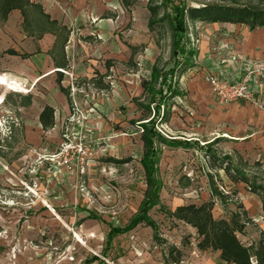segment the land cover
<instances>
[{
	"label": "rangeland",
	"instance_id": "rangeland-1",
	"mask_svg": "<svg viewBox=\"0 0 264 264\" xmlns=\"http://www.w3.org/2000/svg\"><path fill=\"white\" fill-rule=\"evenodd\" d=\"M181 1L264 7V0ZM148 3L88 0L55 26L29 10L31 24L21 27L30 33L55 29L50 53L54 64L64 66L37 87L26 83L28 90L12 88L10 70L18 58L5 33L13 24L0 13V264H227L218 251L198 249L196 228L179 211L190 204L209 203L212 217L220 219L240 203L251 220L237 233L241 242L250 244L264 234L259 197L246 183L233 182L198 147L218 138L211 147L220 158L229 153L251 182L264 185V151L237 148L225 137L228 125L221 113L232 104L218 103L208 84V76L218 77L224 65L241 63L232 51L249 30L187 21L185 47L195 55L191 66L178 68L174 80L180 93L160 107L157 128L166 138L198 146L157 144L160 192L147 213L154 227L138 224L106 244L110 225L127 224L146 187L138 124L149 101L143 81L153 65L163 72L174 62L169 25L164 20L148 27ZM91 9L96 15L88 13ZM45 105L53 106L54 124L42 130L38 114ZM211 180L228 195L224 203L211 196Z\"/></svg>",
	"mask_w": 264,
	"mask_h": 264
},
{
	"label": "trees",
	"instance_id": "trees-1",
	"mask_svg": "<svg viewBox=\"0 0 264 264\" xmlns=\"http://www.w3.org/2000/svg\"><path fill=\"white\" fill-rule=\"evenodd\" d=\"M153 2L154 0H149L147 6L149 11L147 25L149 28L155 29L162 21H167L171 30V56L174 58V62L167 71L163 72L156 64L153 65L149 78L143 81V90L149 96V101L145 105L146 117L141 118L138 124L142 129L143 149L140 163L144 171L146 187L137 212L127 224L124 226L110 225L106 234L107 245L112 243L117 234L129 231L138 224L154 227L147 213L156 204L160 192V182L156 175L159 159L157 144H171L184 148L192 145L198 146L196 141L166 138L157 128V119H162V116H159L160 107L165 106L166 98L178 96L180 93L175 87L176 81L174 80L178 68L183 72V68L191 66L190 59L195 55V51L186 50L185 47L187 21L237 24L244 25L250 30L264 28V7L258 4L209 2L197 6H187L181 0H162L159 4ZM29 5L30 3L27 0H0L1 17L5 20L11 10L19 9L26 18V9ZM162 7H164V10L160 14ZM179 57H182L181 60ZM163 110L165 109L163 108ZM161 113L164 115L163 112ZM39 119L43 129L52 127L54 124L53 109L50 106H45ZM217 141L218 138H214L198 147L204 149L209 162L217 163L218 168L223 170L233 182L246 183L247 188L259 197L261 209L264 213V185L251 182L243 169L233 163L229 154H224V157L220 158L211 147ZM210 185L211 196L224 203L228 195L218 190L213 180H211ZM179 211L181 212V218L196 228L199 238L197 242L198 249L218 251L220 258L227 264H264V234L261 233L259 238L250 244L241 242L237 236V233H243L245 226L251 222L242 204L239 203L235 210L230 211L227 218L220 219L212 217L211 204L209 203H202L198 206L193 204L182 206ZM172 261L178 262L179 256L174 257Z\"/></svg>",
	"mask_w": 264,
	"mask_h": 264
},
{
	"label": "crops",
	"instance_id": "crops-1",
	"mask_svg": "<svg viewBox=\"0 0 264 264\" xmlns=\"http://www.w3.org/2000/svg\"><path fill=\"white\" fill-rule=\"evenodd\" d=\"M27 1H29L30 5L26 9V18L19 9H13L8 13L6 21L8 22L11 19L13 25L5 33L9 37L8 39L11 40L9 48L11 54L18 58V64L14 69L10 70L12 71L10 74L14 84L12 88L23 90H28L26 85L29 82L30 86H39L42 79L56 70H62L61 68L64 66V64H54L50 53L57 37L55 29L43 27L39 33L37 31L30 33L21 27V23L23 24L24 22L31 24L32 20L28 11L32 9L38 10V17L43 19V23L55 26L65 24L61 21V18L66 19L69 17L73 8H81L82 5L88 3V0ZM58 4L65 7L62 11L63 13L65 12V15L57 8ZM90 12H93V9L88 11V13ZM94 14L96 15L93 12ZM40 18L39 20L42 21ZM16 24H20L19 27ZM246 28L249 30V35L245 36L243 41L232 51L241 57V63L235 66L224 65L227 68L221 70V74L218 77L235 81L247 78L249 86L255 95L264 99V36H262V32H258L264 31V28H255L253 30ZM229 104L232 105L221 113V122L228 125L223 131L226 135L225 137L232 139L237 148L245 147V149H251L258 147V149L264 151V113L244 100H236ZM45 106H50L53 109L52 105ZM41 111L38 114V125L42 130H47L43 129L40 123L39 116Z\"/></svg>",
	"mask_w": 264,
	"mask_h": 264
},
{
	"label": "built area",
	"instance_id": "built-area-1",
	"mask_svg": "<svg viewBox=\"0 0 264 264\" xmlns=\"http://www.w3.org/2000/svg\"><path fill=\"white\" fill-rule=\"evenodd\" d=\"M208 83L218 103L226 105L236 100H244L264 113V99L255 95L249 86L247 78L235 81L220 79L212 75L208 76Z\"/></svg>",
	"mask_w": 264,
	"mask_h": 264
}]
</instances>
